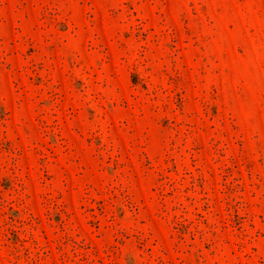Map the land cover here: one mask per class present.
<instances>
[{
	"label": "rangeland",
	"instance_id": "obj_1",
	"mask_svg": "<svg viewBox=\"0 0 264 264\" xmlns=\"http://www.w3.org/2000/svg\"><path fill=\"white\" fill-rule=\"evenodd\" d=\"M0 264H264V0H0Z\"/></svg>",
	"mask_w": 264,
	"mask_h": 264
}]
</instances>
